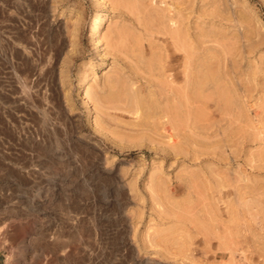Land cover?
Segmentation results:
<instances>
[{
    "label": "rangeland",
    "instance_id": "rangeland-1",
    "mask_svg": "<svg viewBox=\"0 0 264 264\" xmlns=\"http://www.w3.org/2000/svg\"><path fill=\"white\" fill-rule=\"evenodd\" d=\"M0 264H264V0H0Z\"/></svg>",
    "mask_w": 264,
    "mask_h": 264
},
{
    "label": "bare ground",
    "instance_id": "bare-ground-1",
    "mask_svg": "<svg viewBox=\"0 0 264 264\" xmlns=\"http://www.w3.org/2000/svg\"><path fill=\"white\" fill-rule=\"evenodd\" d=\"M106 18V16H105V14L104 15H101V16H97V18H96V21H95V24H94V26H93V28H92V31H91V34H90V36H93V35H95V33L98 31V28H97V26H98V23L100 22V21H102L103 19H105ZM173 32V34H172V37L175 39V41L176 42H178L179 44V47H180V49H182L184 52H185V56H186V71H185V75H186V82L187 83H184L185 85L181 88V86H180V88L179 89H177V88H172V87H174V86H171L170 88H169V91L171 92V97H170V95H167V97H165V99H162V100H165V102H164V106H163V112H164V115L166 116V117H168V120H169V127H171V129H173V133L174 132H178V131H182V130H185V128H186V126L189 124V128L190 127H194V124H195V119L197 118L196 116V118L194 119V117H193V114H192V112H193V110H194V107H193V102H192V100H191V98H193L192 97V95L190 94V90H192L191 92H193V93H195V91H196V86H195V84H194V82L192 81L191 82V79H192V77L193 76H195V75H193L192 76V74H191V72H190V70L192 71V66L194 65V62H193V60H194V58L196 59V56L194 57L193 55H195V53L192 51V50H190V47H188V45H187V42H186V39H187V37H186V34H183L182 33V31H180V29L179 30H176L175 29V31L173 30L172 31ZM170 34H171V30H170ZM189 39V38H188ZM191 43V42H190ZM195 46V45H194ZM195 49V48H194ZM195 51V50H194ZM197 55V54H196ZM197 61V60H196ZM203 63V64H202ZM201 64H202V66H204V62H202ZM200 64V63H199ZM199 66H201V65H199ZM194 67H196V66H194ZM207 68H209V67H207ZM209 72V71H208ZM208 72H206L205 71V73H207L208 74ZM210 74V80L212 79L211 77V73H209ZM198 75V74H197ZM200 75V74H199ZM209 76V75H208ZM205 77V76H204ZM167 78V77H166ZM198 78V77H197ZM202 78V77H201ZM200 78V79H201ZM203 79V81L204 82H206V80H207V78H202ZM202 79H201V81L200 80H198V81H200L201 83H200V85L201 84H203L202 83ZM206 79V80H205ZM215 79V78H214ZM196 82H197V80H196ZM208 82V81H207ZM207 82H206V84H207ZM162 83V82H161ZM163 83H164V80H163ZM162 83V84H163ZM171 83V82H170ZM168 84H169V82H168ZM174 85V84H173ZM170 86V85H169ZM169 86H167V87H169ZM162 87H163V85L160 87L161 88V91L160 92H162V91H165L164 89H162ZM202 87V86H201ZM203 88V87H202ZM201 88V89H202ZM218 88H220V86L218 87ZM222 88V87H221ZM223 89V88H222ZM197 90H200V88H198ZM224 90V89H223ZM201 91V90H200ZM199 91V92H200ZM220 91H222V90H220ZM198 92V93H199ZM223 93L225 92V91H222ZM163 93V92H162ZM166 93V92H165ZM196 93H197V91H196ZM167 94V93H166ZM165 94V95H166ZM201 94V93H200ZM220 94V97H222L223 96V94H222V96H221V93H219ZM224 96L225 97H222L223 98V100L225 99L226 100V92L224 93ZM178 97V103L175 101L176 100V98ZM196 97V96H195ZM164 98V97H163ZM171 98V99H170ZM193 101H194V99H193ZM160 103V102H159ZM163 104V103H162ZM159 105H161V104H157V106L158 107H160L161 108V106H159ZM187 111L186 113L188 114H186L185 115V117H184V111ZM203 110V109H202ZM200 111V110H199ZM162 112V111H161ZM197 113H199L200 114V112H198V111H196ZM194 113V112H193ZM201 114H203V112L201 111ZM192 115V116H191ZM196 115V114H195ZM187 116V117H186ZM201 116V115H200ZM200 119L202 118V117H199ZM199 119V120H200ZM167 120V121H168ZM189 120H190V122H189ZM189 122V123H188ZM198 123V122H197ZM198 125V124H197ZM188 127V126H187ZM193 129H195V128H193ZM175 130V131H174ZM170 132V131H169ZM184 133L186 132V130L185 131H183ZM183 132H181V134L183 133ZM171 133V132H170ZM179 134V133H178ZM172 135V134H171ZM170 135V136H171ZM174 135L175 136H177L175 133H174ZM173 135V136H174ZM178 137V136H177Z\"/></svg>",
    "mask_w": 264,
    "mask_h": 264
}]
</instances>
